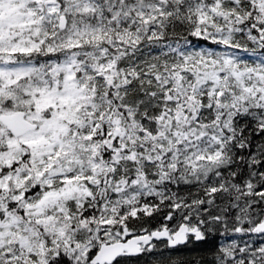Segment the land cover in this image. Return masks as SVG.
Returning <instances> with one entry per match:
<instances>
[{"label":"snow or ice","instance_id":"obj_1","mask_svg":"<svg viewBox=\"0 0 264 264\" xmlns=\"http://www.w3.org/2000/svg\"><path fill=\"white\" fill-rule=\"evenodd\" d=\"M205 244L264 264V0H0V264Z\"/></svg>","mask_w":264,"mask_h":264},{"label":"trees","instance_id":"obj_2","mask_svg":"<svg viewBox=\"0 0 264 264\" xmlns=\"http://www.w3.org/2000/svg\"><path fill=\"white\" fill-rule=\"evenodd\" d=\"M257 239L258 242V238H254ZM211 244H205V245H199V246H195L196 249L192 252L186 251L187 248H182L180 249V251L178 253H173V256L179 255L182 259H184L185 261H188L189 264H196L194 262L193 259L197 260H210V255L206 253V249L211 247ZM195 254L198 257H191L190 255Z\"/></svg>","mask_w":264,"mask_h":264},{"label":"rangeland","instance_id":"obj_3","mask_svg":"<svg viewBox=\"0 0 264 264\" xmlns=\"http://www.w3.org/2000/svg\"><path fill=\"white\" fill-rule=\"evenodd\" d=\"M195 249H196V247L189 246V247L187 248L186 251L192 252V251H194ZM209 255H210V254H209ZM190 256H191V257H198V256H196L195 254L190 255ZM210 259H211V256H210ZM193 260H194V262L197 264L196 259H193ZM197 261H200V260L198 259Z\"/></svg>","mask_w":264,"mask_h":264}]
</instances>
